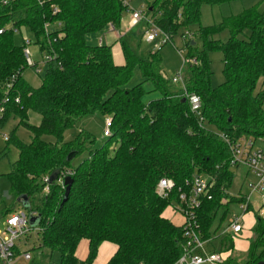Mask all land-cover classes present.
Returning a JSON list of instances; mask_svg holds the SVG:
<instances>
[{
	"label": "trees",
	"instance_id": "16d2710c",
	"mask_svg": "<svg viewBox=\"0 0 264 264\" xmlns=\"http://www.w3.org/2000/svg\"><path fill=\"white\" fill-rule=\"evenodd\" d=\"M236 1L240 0H154L145 11L172 36L181 29L190 34V27L198 25L203 50L194 53L189 39L182 71L186 91L200 99L204 123L190 113L182 90L174 89L166 77L159 50L140 52L141 41L133 45L124 35L116 40L124 64L116 65L111 46L88 43L90 34L120 27L125 9L119 0H47L42 5L16 0L0 6V90L15 77L10 96L19 101L12 102V111L5 115L14 113L30 132L29 143L10 134L7 143L16 147L18 155L7 178L18 208L34 212L39 219L37 249L58 252L59 264H94L99 246L110 243L116 250L107 264H174L185 244L179 189H185L196 175L208 178L212 185L211 199L205 197L196 210L201 240L212 239L220 208L241 202L239 196L228 195L234 174L230 153L218 134L231 141L264 139V9L259 8L264 0L219 24L199 25L202 6ZM54 7L56 14H52ZM22 27L52 56L38 87L23 78L27 69L23 45L14 42V29ZM222 31L229 35L225 42L213 39ZM215 51L222 53L224 82L212 87L208 54ZM136 68L159 98L145 104L143 83L125 88ZM30 112L40 116L38 125L28 123ZM89 116L108 117L110 136L73 165L94 138L81 130L69 142L63 134ZM45 136L54 141L44 140ZM70 153L75 155L68 160ZM55 172L58 178L45 183ZM65 178L72 182L63 203ZM161 179L174 185L168 197L157 193ZM169 208L180 216V225L163 216ZM226 214L227 209L221 221ZM252 231L245 258L229 256L224 264L264 262V218L258 212ZM82 240L88 244L84 261L76 256ZM222 244L226 252L231 251L233 237L228 235Z\"/></svg>",
	"mask_w": 264,
	"mask_h": 264
},
{
	"label": "rangeland",
	"instance_id": "374dc122",
	"mask_svg": "<svg viewBox=\"0 0 264 264\" xmlns=\"http://www.w3.org/2000/svg\"><path fill=\"white\" fill-rule=\"evenodd\" d=\"M153 1L154 0H131L130 7L134 10L143 9L146 11L148 7L153 3ZM259 2L260 0H240L221 6L204 5L201 8L199 25H201L202 27H207L214 24H219L224 18L238 15L242 11L258 5ZM259 8L260 10H263L264 5L260 4ZM128 23L129 14L124 11L121 17V24L122 27H124L123 29L119 27L118 29L112 31L109 27H106L99 33L90 34L87 37V41L89 44L98 45L99 38H102V45H109L112 47L111 54L114 61H119L122 58V50L119 42L114 43V41L112 40L114 34L116 35L114 37H117V39L121 38L124 35L128 36L129 41L132 42L133 45H136L141 41V45L139 47L140 52L146 53L148 51H152V44L146 43L142 38L144 30L147 28V24H143L138 29L136 28L130 31L129 28L126 27ZM197 28L198 25H192L190 27V40L194 43V53H200L203 50L201 38L196 34ZM185 33L186 30H179L175 35L172 36V42L167 43L159 50L162 57L164 73L168 79H172L177 74V72L183 68L184 60L188 55L189 50L185 47L188 40H184L182 38V35ZM228 36L229 35L227 31H222L221 33L215 35L213 39L225 42L228 39ZM22 39L31 41V45L28 46V48L31 52L32 59L34 60V62L38 63L40 69V73L37 74L36 71L33 70V68L28 67L23 72V78L32 87H38L41 84V80L47 68V63H43V59L39 54V46L35 44L36 39L27 27H22L18 30V32H14V42L17 45L22 44ZM45 53L46 51L44 50L43 54ZM208 58L210 60V69L212 72L211 85L212 87H216L224 82V77L222 74V53L216 51L210 52L208 54ZM140 83H143V79L141 77L140 70L136 68L134 70L132 79L125 85V88H132L133 86ZM261 84L262 80L259 82L257 89L261 87ZM172 86L174 89L179 88V85L176 84H172ZM143 88L146 91V94L143 97V102L145 104L153 99L159 98V93L153 91V87L150 83H143ZM9 111L12 110L8 107L7 112ZM107 118L108 117L104 116H89L81 120L74 128L64 132V141L70 142L75 140L81 130L88 132L94 138L93 142L87 143V146L85 147L86 152L73 159V165L78 164L80 161L86 158L90 150L100 148L104 145V143H106V140L109 137L104 136L103 133L105 131V123L107 121ZM19 120V117L14 116V113H11L10 116L5 115V117L0 121V216L8 214L7 212L9 211V209L11 212L14 209L20 208V206L16 204L14 196L10 191V184L7 178V174L10 171V166L17 159L18 151L12 143H7L8 141H6L3 137L8 136L9 138L10 134L14 133V137L17 140L24 143L30 142V132L19 124ZM40 120L41 118L39 115L32 112L28 113L29 124L36 126L40 123ZM209 129L215 130V128L212 126H209ZM43 139L49 142L54 141L51 136H45L43 137ZM114 145L116 146V142L109 145L110 149L113 148ZM255 146L264 149V139H256ZM232 171L234 176L232 184L228 191V195L235 198L238 196H248V194L250 193L249 184L256 181L255 177L245 167L232 168ZM250 200L253 205V209L257 211L260 205L259 197L256 194H253L250 197ZM226 209L227 214L223 221H221V215ZM249 213L252 214L253 212L250 211ZM164 215L169 216V218L175 225H180L181 218L179 215H173L172 209H167ZM239 215V206L236 202L230 203L226 208H220L212 225V240L205 243V250L209 252L215 251L223 258L228 256L234 257L239 260L245 258L248 245L252 240L251 238L254 237V233L252 231V216H246V219L244 217L243 230L239 235H231L234 241L231 254H228L225 251V247L222 244V240L224 236H226L224 234V231L228 228V225L232 221L233 217ZM39 238V235L36 234L35 231H33L29 234L28 237H26L24 243L20 244L21 252L28 251L30 253V261H25L20 257L15 259L12 264H59L60 255L58 252L51 253L49 250L37 249V246L39 245ZM113 249H116L115 245L110 243H103L94 264H105L113 254ZM86 254L87 252L85 250V247L79 246L76 251V255L80 261L84 260ZM0 264L5 263L0 260Z\"/></svg>",
	"mask_w": 264,
	"mask_h": 264
},
{
	"label": "built area",
	"instance_id": "2783aa9c",
	"mask_svg": "<svg viewBox=\"0 0 264 264\" xmlns=\"http://www.w3.org/2000/svg\"><path fill=\"white\" fill-rule=\"evenodd\" d=\"M16 0H0V6L9 5ZM39 5L47 2V0H35ZM125 11L129 14V28L137 27L140 23H146L147 28L142 35L143 40L152 44V51H158L161 47L167 43L172 42V35L161 30L155 25L148 16L145 14V10H134L130 7L131 0H119ZM56 7L52 8V14H56ZM110 30L113 29L109 26ZM3 30H0L2 34ZM14 32H18L14 29ZM184 40H189L191 35L185 33L182 35ZM39 54L43 59V63H47L52 56L49 53L43 54V49L38 43ZM101 44V39H99ZM23 56L26 62V66L33 68L37 74L40 73L38 63L32 59L31 52L28 46L31 45V41L22 39ZM188 60H184L183 67ZM184 75L182 69L171 79L173 84L179 85V88L184 94V100L188 103L190 113L197 116L199 123H204L203 117L200 115L201 102L197 95L186 91L184 84ZM16 81L15 77L11 81H7L3 84L0 90V121L7 113V109L12 102L18 103V99L13 101L11 99V90L13 83ZM1 127V126H0ZM111 120L107 118L105 123L104 136H110ZM218 134V133H217ZM218 136L226 144L231 156L230 165L232 168L245 167L255 177L256 181L249 184L250 193L248 196H241V202L238 203L240 209V215L234 216L227 231L231 235H239L243 230L244 215L247 212L249 205H251L250 197L256 194L260 199V205L257 212L260 217L264 218V149L255 146V140L252 138H240L237 141H231L227 136L218 134ZM7 141L8 136H3ZM48 178L44 181L47 183ZM173 183L168 179H161L157 184V193L161 197H168L173 189ZM185 189H179V212L184 218V225L182 227L183 236L185 238V244L180 257L174 264H224L226 258L221 257L218 254H208L204 250V242L201 240V231L196 219V210L200 207L202 200L206 197L211 199L209 194L211 184L208 178L202 175H196L190 181L185 183ZM48 191V187L45 188V192ZM34 212L28 213L23 209H14L8 214L0 216V260L5 264H12L15 259L22 258L25 261L31 260V255L28 251L21 252L20 244L24 243L26 237L33 231L38 233V228H32L29 224L31 217H35ZM18 252V254L15 253Z\"/></svg>",
	"mask_w": 264,
	"mask_h": 264
},
{
	"label": "crops",
	"instance_id": "0c3cea01",
	"mask_svg": "<svg viewBox=\"0 0 264 264\" xmlns=\"http://www.w3.org/2000/svg\"><path fill=\"white\" fill-rule=\"evenodd\" d=\"M233 3V2H232ZM222 5H224V4H222ZM219 6H221V5H219ZM144 23H140L137 27H134V28H129V23L127 24V28H129V30L131 31V30H133V29H138L140 26H142ZM120 27H121V29H123L124 27H122V24L120 25ZM125 27V28H126ZM124 30H127V29H124ZM114 36H116L115 34H114ZM113 36V41H114V43H116V40H117V37H114ZM100 39V38H99ZM98 44H99V41H98ZM101 44H103V39L101 38ZM109 46V45H108ZM112 48V47H111ZM113 62L116 64V65H123L124 64V58H123V55H122V58L119 60V61H114L113 60ZM251 207H252V214L251 213H249V212H246L245 213V215H244V217H245V219H246V216H252V219H253V223H252V225L254 224V219H255V212H257V211H255L254 209H253V205L251 204ZM239 211H240V209H239ZM163 216L165 217V218H168V219H170L169 218V216H167V215H164L163 214ZM224 234L226 235V236H224V238L225 237H227L228 235H231V233L229 232V231H227V229L224 231ZM223 238V239H224ZM212 240V239H211ZM211 240H209V241H211ZM206 242H208V241H205L204 242V250H205V243ZM233 245H234V241H233ZM79 246H84L85 247V250H86V252H88V244H87V242L85 241V240H82L80 243H79ZM78 246V247H79ZM101 246H102V244L99 246V248H98V252H97V256H98V253H99V250H100V248H101ZM221 246H222V244H221ZM78 249V248H77ZM248 249H249V245H248V248H247V251H248ZM114 250V252H115V250L116 249H113ZM114 252H113V254H114ZM205 252L206 253H208V254H213V253H215V254H217L215 251H213V252H209V251H207V250H205ZM227 253L228 254H231L232 253V250L231 251H227ZM113 254L110 256V258L113 256ZM77 256V255H76ZM86 256H87V254H86ZM97 256H96V258H97ZM229 257V256H228ZM78 258V257H77ZM110 258L108 259V261L110 260ZM225 258H227V257H225ZM79 259V258H78ZM86 259V257L84 258V260ZM82 260V259H81ZM83 260V261H84ZM96 260V259H95ZM107 261V262H108ZM107 262L105 263V264H107ZM94 263H95V261H94Z\"/></svg>",
	"mask_w": 264,
	"mask_h": 264
},
{
	"label": "water",
	"instance_id": "95a60500",
	"mask_svg": "<svg viewBox=\"0 0 264 264\" xmlns=\"http://www.w3.org/2000/svg\"><path fill=\"white\" fill-rule=\"evenodd\" d=\"M193 44V43H192ZM75 153H70L67 157L68 160H71L73 157H74ZM58 172H55V173H52L49 177H48V180H47V183L48 184H51L52 182H54L57 178H58ZM71 179L70 178H65L64 179V185L66 186V192H65V197L63 199V203L67 200V196H68V192H69V186L71 184ZM23 203H26L27 202V199L25 197H22L20 199ZM38 217H31L30 220H29V224L32 228H35L37 225H38ZM257 264H264V262H259Z\"/></svg>",
	"mask_w": 264,
	"mask_h": 264
}]
</instances>
